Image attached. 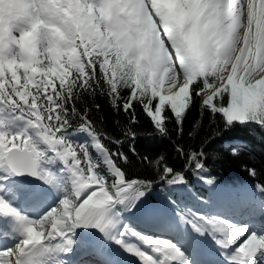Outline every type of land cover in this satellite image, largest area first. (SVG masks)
<instances>
[{
    "label": "snow or ice",
    "instance_id": "snow-or-ice-1",
    "mask_svg": "<svg viewBox=\"0 0 264 264\" xmlns=\"http://www.w3.org/2000/svg\"><path fill=\"white\" fill-rule=\"evenodd\" d=\"M97 94L154 179L77 108ZM194 98L213 138L264 132V0H0V264H264V183L222 186L203 145L176 144L195 194L134 146L137 107L182 137Z\"/></svg>",
    "mask_w": 264,
    "mask_h": 264
},
{
    "label": "trees",
    "instance_id": "trees-1",
    "mask_svg": "<svg viewBox=\"0 0 264 264\" xmlns=\"http://www.w3.org/2000/svg\"><path fill=\"white\" fill-rule=\"evenodd\" d=\"M100 105L99 110L96 109L95 105ZM77 108L83 111L84 108L89 110V118L96 124L98 130L103 133H107L108 136L123 140V144L116 146L108 144L112 150H116L117 147L122 149L132 161V164L128 167V172L133 177L143 179H154L156 173L150 168L147 162L138 161L136 157L131 155L129 151L130 142L123 136V130L128 126L129 117L126 116L123 111L116 112L107 96L97 94L95 97L83 96L77 102ZM137 118L140 123L135 127L138 136L134 142L138 153L141 157L148 156L149 160L163 154L166 157V162L169 166L173 167L176 171H184L185 178L190 180L192 174L191 171L184 170L185 161L179 157L175 151V145L181 144L185 150H199L203 145L206 154V167L207 173L214 178H217L219 173L226 174L229 172H241L242 169L254 167L255 169L260 168L264 164V145H260L261 153L256 151L254 154L245 155L240 154L238 156H231L228 152L222 149L221 142L226 137H233L235 133L241 134L236 131L231 134H217L213 138V131L216 125L219 124L220 118L216 117V123H210V113L207 110L201 111L199 99H195L190 110L187 113L184 121V135L177 137L175 131H170L169 138H159L155 135H149L153 132L152 125L149 120L143 115L139 107L136 109ZM199 121L200 128L196 137H189L188 133L193 129V125ZM168 127L174 129L175 121H172ZM245 134L249 132L247 129H242ZM247 137V135H245ZM264 141V137H262ZM108 143V142H106ZM264 144V143H263ZM213 161V163H211ZM191 191L195 194H199L197 189L192 188Z\"/></svg>",
    "mask_w": 264,
    "mask_h": 264
},
{
    "label": "rangeland",
    "instance_id": "rangeland-1",
    "mask_svg": "<svg viewBox=\"0 0 264 264\" xmlns=\"http://www.w3.org/2000/svg\"><path fill=\"white\" fill-rule=\"evenodd\" d=\"M154 190H156V189H154ZM159 190H156V191H159ZM128 259H129V261H130L131 264H134L135 258L128 257Z\"/></svg>",
    "mask_w": 264,
    "mask_h": 264
}]
</instances>
